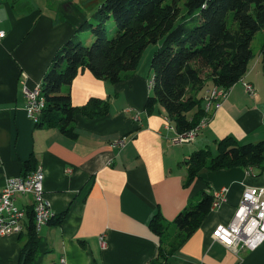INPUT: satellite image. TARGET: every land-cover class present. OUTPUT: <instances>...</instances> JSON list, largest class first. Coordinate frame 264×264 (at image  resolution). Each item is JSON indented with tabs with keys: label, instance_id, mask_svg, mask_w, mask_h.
I'll list each match as a JSON object with an SVG mask.
<instances>
[{
	"label": "crops",
	"instance_id": "crops-1",
	"mask_svg": "<svg viewBox=\"0 0 264 264\" xmlns=\"http://www.w3.org/2000/svg\"><path fill=\"white\" fill-rule=\"evenodd\" d=\"M102 1L0 0V32L5 33L0 38V194L8 179L42 168L54 213L37 234L34 264H152L163 239L151 228L157 215L167 228L168 248L175 247L160 263L264 264V243L236 253L213 237L217 226L233 218L244 189L264 186L263 175L240 167L203 170L188 182L194 152L209 150L216 156L218 142L225 138L239 145L264 140L261 51L227 97L211 105L205 99L207 122L191 144L173 143L178 132L165 129L168 117L159 105L151 114L146 111L150 66H138L117 84L83 71L63 86L61 93L76 107L91 100L108 107L102 117L77 114L76 139L57 127H40L43 114L37 121L28 117L25 90L40 87L57 51L79 37L77 29L93 19L92 10ZM245 85L253 87L252 95ZM123 138V147L114 146ZM220 191H226L225 202L180 243L176 217L203 193L215 197ZM16 203L29 208L31 198L20 196ZM64 213L62 223H55ZM28 232L0 237V264H19Z\"/></svg>",
	"mask_w": 264,
	"mask_h": 264
},
{
	"label": "trees",
	"instance_id": "trees-1",
	"mask_svg": "<svg viewBox=\"0 0 264 264\" xmlns=\"http://www.w3.org/2000/svg\"><path fill=\"white\" fill-rule=\"evenodd\" d=\"M107 26L116 30L112 38L107 35ZM86 31L95 38L90 46L74 35L55 54L40 85L46 106L38 125L57 127L66 137L76 139L74 117H102L108 114V107H100L95 100L76 107L69 95L61 93L62 87L83 71L117 84L137 69L149 46L162 41L151 60L153 82L145 109L151 114L159 105L177 135H182L207 119L209 86L228 91L247 73L254 58L252 42L259 32L264 34V0H103L93 19L81 24L76 32ZM261 54L264 63V43ZM237 167L262 175L264 140L239 145L225 138L218 142L216 156L209 150L194 152L188 160V182L203 170ZM213 201V196L203 193L196 205L176 217L173 223L180 232V243L200 227L211 213ZM65 216L62 214L55 223H62ZM151 228L163 237L152 264H163L160 262L175 247L168 248L167 228L159 215L152 219ZM28 231L29 240L19 264H34L39 246L31 212Z\"/></svg>",
	"mask_w": 264,
	"mask_h": 264
},
{
	"label": "built area",
	"instance_id": "built-area-1",
	"mask_svg": "<svg viewBox=\"0 0 264 264\" xmlns=\"http://www.w3.org/2000/svg\"><path fill=\"white\" fill-rule=\"evenodd\" d=\"M4 36L5 33L0 32V38ZM245 87L247 93L251 95L254 93L251 85H245ZM36 92H38V85L33 89L25 90V110L33 121L38 117L43 105V103L35 104ZM134 118L138 120L139 116ZM165 129L169 131L168 128ZM196 138L175 136L172 141L174 144H191L195 142ZM124 144L125 139L123 138L117 141L114 146L123 147ZM248 172L253 174L254 171ZM262 175L264 177V171ZM44 181L45 174L42 168L24 177L8 179L0 194V237L21 235L28 228L30 212L36 232L40 231L43 221L47 219L52 210L45 196ZM20 196L31 198L29 208H20L17 205L16 202ZM225 200L226 191L218 192L214 197L212 210L219 208ZM213 237L236 253L241 249L256 250L259 248L264 243V186L246 187L233 218L228 224L217 226ZM102 244H105L104 241Z\"/></svg>",
	"mask_w": 264,
	"mask_h": 264
},
{
	"label": "rangeland",
	"instance_id": "rangeland-1",
	"mask_svg": "<svg viewBox=\"0 0 264 264\" xmlns=\"http://www.w3.org/2000/svg\"><path fill=\"white\" fill-rule=\"evenodd\" d=\"M75 1V0H74ZM79 1H83V2H98V0H79ZM97 8V7H96ZM96 9H93L92 10V13L94 14ZM90 13V14H92ZM185 11L183 10L182 11V14H184ZM91 19V18H90ZM92 20V19H91ZM116 31V30H115ZM115 31H111L110 27L107 26V35L109 38H112L115 34ZM79 34V40L85 45V46H90L95 38L94 36L91 34L90 31H86V32H81V33H78ZM93 41H92V40ZM263 43H264V34L263 32H259L256 36H255V39L253 40L252 42V49H253V53H254V56H257V54L259 53V51L262 50V46H263ZM162 45V41L159 42L158 44L156 45H151L149 46L145 52L143 53L142 55V58H141V61H140V64H139V68L143 69L145 67H149L151 68V60H152V57L154 55V52Z\"/></svg>",
	"mask_w": 264,
	"mask_h": 264
},
{
	"label": "bare ground",
	"instance_id": "bare-ground-1",
	"mask_svg": "<svg viewBox=\"0 0 264 264\" xmlns=\"http://www.w3.org/2000/svg\"><path fill=\"white\" fill-rule=\"evenodd\" d=\"M226 93L227 91L225 90L221 91V89L218 87H211L210 90L206 92L207 100L210 103V105L217 104L219 100L226 95ZM42 103L43 105L41 107V112L39 113L38 117L42 114L46 106L45 99L44 97L41 96V93H40V87H38V92H36L35 94V104H42ZM38 117H36L35 121L38 120ZM206 122H207V119L201 121V123L197 127H195L193 130H191L190 132L182 134V135H178V136L185 137V138L197 137V135L199 134L200 130L204 127ZM166 126L170 130L174 129V127L170 124V121L168 118L166 119ZM53 218H54V213L51 210L50 215H48L47 219L43 221V226L49 224Z\"/></svg>",
	"mask_w": 264,
	"mask_h": 264
}]
</instances>
